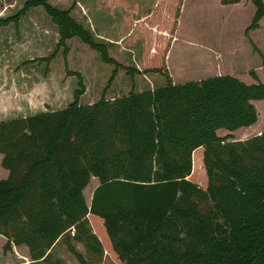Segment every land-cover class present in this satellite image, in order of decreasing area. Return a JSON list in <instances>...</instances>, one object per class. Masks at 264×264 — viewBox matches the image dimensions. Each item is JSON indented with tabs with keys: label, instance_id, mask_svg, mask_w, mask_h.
Wrapping results in <instances>:
<instances>
[{
	"label": "trees",
	"instance_id": "1",
	"mask_svg": "<svg viewBox=\"0 0 264 264\" xmlns=\"http://www.w3.org/2000/svg\"><path fill=\"white\" fill-rule=\"evenodd\" d=\"M251 1L245 34L264 16V1ZM174 3L170 24L182 0ZM35 6L58 32L43 59L61 47L78 87L64 107L0 119V163L8 170L0 178L3 250L25 244L35 262L65 235L81 264L92 263L74 242L94 259L106 249L121 264H264V128L237 140L217 133L256 122L253 100L264 99L256 72L249 70L252 83L231 73L174 82L166 56L151 55L154 65L143 71L160 72L164 84L81 103L85 85L67 66V40L78 37L113 63L110 79L120 63L72 7L49 0H25L0 17V27H18ZM154 17L158 27L170 26ZM252 45L264 69V52ZM92 175L98 183L88 203L83 189Z\"/></svg>",
	"mask_w": 264,
	"mask_h": 264
},
{
	"label": "rangeland",
	"instance_id": "2",
	"mask_svg": "<svg viewBox=\"0 0 264 264\" xmlns=\"http://www.w3.org/2000/svg\"><path fill=\"white\" fill-rule=\"evenodd\" d=\"M24 1L0 0V17L17 12ZM49 1L61 8L72 7V16L89 28L96 39L105 41L109 55L120 63L110 79L113 63L104 62L96 50L78 37L67 40V66L82 74L85 85L79 98L81 103L164 84L160 72L143 71L154 65L148 60L151 55H170L169 64L177 80L199 79L221 71L252 83L256 79L249 70L253 69L264 82L261 58L252 45L264 52V16L259 27L245 34L255 10L251 0H182L172 24L176 0ZM154 15L170 26L158 27L153 22ZM161 32L169 33L170 38L160 39ZM57 40V26L41 6L30 8L20 18L18 27L12 22L0 27V119L61 108L73 100L78 79L75 74L66 73L62 48L49 61L43 59L55 50ZM127 67L139 71L130 73ZM183 69L190 74L181 77ZM253 101L258 112L254 130L245 131V126L234 130L219 128L218 135L237 140L256 134L255 128L260 125L261 131L264 99ZM1 169L0 164V178H4ZM97 183V177L92 175L83 189L88 203ZM65 240L62 235L44 259L31 262L22 246L13 251L3 250L5 242L0 237V264H81L68 250ZM74 244L92 264H121L106 249L100 258L94 259L82 243Z\"/></svg>",
	"mask_w": 264,
	"mask_h": 264
},
{
	"label": "crops",
	"instance_id": "3",
	"mask_svg": "<svg viewBox=\"0 0 264 264\" xmlns=\"http://www.w3.org/2000/svg\"><path fill=\"white\" fill-rule=\"evenodd\" d=\"M235 1H238V0H235ZM259 26H260V22H259ZM258 26V27H259ZM257 28V27H256ZM169 56L170 55H166V65H167V67H168V69H169V71H170V73H171V75H172V78H173V81L174 82H183V81H185V80H177V79H175V77H174V72H173V69H172V67L170 66V64H169ZM215 62V61H214ZM213 63V62H212ZM220 64V63H219ZM182 65H185V59H183L182 60ZM220 66H221V64H220ZM215 69H216V67H215ZM183 71H184V73H182L180 76L182 77V76H185V75H189L190 74V72L188 71V70H184L183 69ZM220 74V73H224V72H214V74ZM188 80H190V79H188ZM254 102V101H253ZM257 121V120H256ZM256 123V122H255ZM255 123H253V124H251V125H248V126H245V131H249V130H254V126H255ZM260 126H262V125H260ZM260 126H258V127H256L255 128V130H257L256 131V133H259L260 132ZM242 127V126H241ZM247 128V129H246ZM1 157H2V154L0 153V161H1ZM1 164V163H0ZM2 166V165H1ZM3 167V166H2ZM1 171H2V175H3V177H6L7 176V174H8V170L6 169V168H4L3 167V169H1ZM1 177V176H0ZM0 237L2 238V240H3V242L2 243H4L5 241H6V237L5 236H3V235H1L0 234ZM16 246H22L23 248H24V250L28 253V248H27V246L25 245V244H20V245H15V244H11L10 245V247L8 248V249H10L11 251H13V250H15V247Z\"/></svg>",
	"mask_w": 264,
	"mask_h": 264
}]
</instances>
